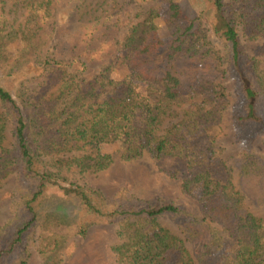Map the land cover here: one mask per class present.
Wrapping results in <instances>:
<instances>
[{
    "label": "trees",
    "instance_id": "1",
    "mask_svg": "<svg viewBox=\"0 0 264 264\" xmlns=\"http://www.w3.org/2000/svg\"><path fill=\"white\" fill-rule=\"evenodd\" d=\"M53 2L32 0V6L47 19ZM105 10L109 26L115 14ZM204 14L220 49L203 34ZM71 15L56 13L52 28L71 27ZM242 33L261 38L264 55V0H165L108 43L120 62L84 77L78 67L69 69L76 59L66 61L55 48L40 56L34 36L13 44L0 33V182L15 174L20 194L13 216L0 226V264H28V234L43 215L79 234L94 224H117L119 241L111 248L119 264H264V217L246 203H264V153L256 147L264 138V71ZM224 76L233 81L234 99L220 81ZM224 121L242 143L231 162L227 144L219 143ZM103 144L115 145L116 153ZM74 148L84 149L75 163L87 169L147 154L171 176L183 169L181 189L197 200L200 213L160 194L143 198L120 190L109 197L73 181L60 186L63 197L76 201L73 210L47 211L44 186L60 178L45 152ZM163 215L178 222L191 245L161 221ZM47 237L39 251L52 264L68 235L53 228Z\"/></svg>",
    "mask_w": 264,
    "mask_h": 264
},
{
    "label": "rangeland",
    "instance_id": "2",
    "mask_svg": "<svg viewBox=\"0 0 264 264\" xmlns=\"http://www.w3.org/2000/svg\"><path fill=\"white\" fill-rule=\"evenodd\" d=\"M81 1L54 0L48 18L43 19V14L32 6V0H0V33L13 38V44L20 43L21 37L30 34L42 44L40 56L45 55L47 49L55 48L57 52L54 51L57 55L66 61H70L72 58L76 59V67L71 66L69 67L70 70L78 67L81 77L93 76L99 74L106 63L110 61L120 62L115 54V44L108 45V43L118 38L122 39L131 22L140 19L152 7L164 6L165 4V0ZM104 8L112 10L115 14L113 19L109 21V26L104 21L106 13V10L103 12ZM61 11L71 12V16L75 20L71 27L62 31L58 28L53 29L51 26L55 14ZM98 15H101L100 20L96 18ZM117 18L121 21L117 25L110 26L116 22ZM208 18L209 16L204 14L201 19V29L205 33L202 32L210 46L220 49L221 43L210 29ZM161 33L167 35V27L161 28ZM241 39L247 52L258 56L259 65L264 71V55L259 53L261 38H250L242 33ZM51 44L55 45L52 46ZM220 81L227 88L229 97L234 99L232 79L229 76H224ZM184 107L185 104L181 106L179 114L183 113ZM169 124L170 122L167 120L163 127ZM223 125L226 128V134L221 138L219 137V143L227 144L229 150L224 153L227 157L225 160L231 162L242 148V143L236 139L231 128L227 129L229 122L224 121ZM9 139L11 141V136ZM256 147L264 153V138L257 140ZM102 149L114 152L116 147L115 145L103 144ZM84 152V149L78 148L59 154L45 152L48 165L54 169L53 171L60 178V180L44 186L46 198L42 201L41 206L45 207L47 211L73 210V203L76 201L72 197H63L60 190L61 185L73 181L84 186L99 188L109 197L120 190L126 196L135 195L143 198L160 194L173 198L190 211L200 213L201 209L197 200L185 194L181 189V180L185 174L183 169H179L182 170L178 174L179 177L171 176L166 169L167 166L149 154L128 161L121 160L117 156L113 163L104 169H87L75 163L76 158ZM58 158L63 159V161ZM220 167L221 165H217L215 170L221 172L223 168L220 169ZM168 168L170 167L168 166ZM19 197L20 194L16 188V176L11 174L0 182V226L7 223L13 216L19 203ZM246 203L255 214L264 217V203L255 204L250 200H247ZM67 204H69L67 207L57 208V206ZM160 219L174 233L182 237L186 244L191 245L178 222L166 215L161 216ZM53 228L66 233L68 237L65 249L61 250L58 256L52 257L55 260L52 264H119L117 256L111 248L114 243L119 241L117 224H94L89 227L86 234H79L68 222L48 220L45 215L41 216L28 234V240L31 244V256L28 264H46V259L43 258L39 248L42 240L48 238V235L50 237Z\"/></svg>",
    "mask_w": 264,
    "mask_h": 264
}]
</instances>
